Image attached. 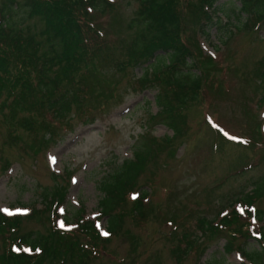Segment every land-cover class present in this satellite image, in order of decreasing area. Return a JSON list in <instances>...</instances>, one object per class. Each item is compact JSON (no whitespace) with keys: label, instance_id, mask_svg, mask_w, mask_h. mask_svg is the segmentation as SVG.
<instances>
[{"label":"rangeland","instance_id":"374dc122","mask_svg":"<svg viewBox=\"0 0 264 264\" xmlns=\"http://www.w3.org/2000/svg\"><path fill=\"white\" fill-rule=\"evenodd\" d=\"M109 1L108 10H93L90 15L110 46V60L102 65L97 62L88 75L93 91L107 96L106 106L96 108L92 122L86 123L73 110L66 119L70 129L56 128L58 136L47 147H38L36 132L12 131L3 121L9 108L2 105L10 96L0 90V213L26 216L19 234H46L54 222L59 227L63 223L60 228L65 231L78 229L75 215L83 207L85 220H94L103 236L108 218L100 213L103 196L98 179L136 152L152 149L135 187L117 209L122 215L121 230L103 245L83 237L93 255L81 264H177L174 248L185 227H194L198 217L218 219L234 213L241 217L238 223L202 238L181 264H250L238 251L223 252L231 238L235 246L264 252L254 240L264 225V220L255 217V208L264 210V195L251 207L238 201L264 180V22L257 26L242 14L247 24L239 23L231 7L240 6V1L218 0L226 32L214 25L207 39L197 34L199 20L189 16L193 11L183 4L187 0H180L188 14L183 36L197 42L193 47L200 50L198 67L207 81L201 96L181 110L182 134L174 135L158 113V83L146 88L135 85L146 67H115V58L128 61L127 49L137 34L129 23L139 1ZM188 1L199 12L195 8L199 0ZM21 20L22 15L17 17ZM21 27L40 38L42 23L37 17L24 20ZM156 61L149 63L151 74ZM66 173L69 177L65 178ZM57 185L67 186L66 203L49 213L42 194ZM145 190L149 194L140 215L135 204ZM68 217L71 220L66 221ZM240 227L242 233L237 231ZM5 238L0 234V255ZM21 248L29 249L27 245Z\"/></svg>","mask_w":264,"mask_h":264},{"label":"trees","instance_id":"16d2710c","mask_svg":"<svg viewBox=\"0 0 264 264\" xmlns=\"http://www.w3.org/2000/svg\"><path fill=\"white\" fill-rule=\"evenodd\" d=\"M138 1L139 7L129 23V28H136L137 34L127 49L128 61L125 63L114 57L115 67L117 70L127 69V64L134 68L146 67L135 80V85L146 88L158 83V113L173 129L174 135H179L182 134L184 117L181 110L201 96L205 79L207 81L198 67L197 55L200 50L196 51L199 48L194 50L193 47L197 42L194 44L183 36L184 24L187 23L188 14H191L199 20L197 34L208 39L210 27L214 25H219L226 32L218 15V0H199L195 6L199 12L187 0L183 4L192 9L193 14L186 15L180 0ZM239 1L240 6L233 4L231 7L237 22L247 24L242 22V14L248 20H254L257 26L264 22V0ZM111 5L109 0H3L0 5V90L10 96L2 106L9 108L3 121L8 122L12 131L20 128L36 132L34 140L38 147H47L59 134L56 128L70 129L66 119L73 110L88 123L94 119L97 107L106 106V94L93 91L88 75L96 68L97 62L102 65L110 60V46L90 15L91 11L97 9L104 12ZM20 15L23 20L17 21ZM34 17L42 23L40 38L21 27L24 20ZM154 59L157 63L153 64L155 70L151 74L149 69L152 66L149 63ZM98 86L101 85L98 83ZM21 113L25 116L20 117ZM151 154L152 149L144 154L136 152L135 156L126 158L98 179V189L103 196L100 213L108 218L106 237L101 235L94 220H85L83 207L75 215L78 229L65 231L54 222L51 231L46 234L40 231L19 234L26 216L0 213V234L6 236L0 264L86 262L93 255V249L83 242V237L103 245L121 230L122 215L117 209L127 193L135 187ZM64 177H69L68 173ZM147 194V190L143 191L136 200L135 209L140 215L144 214ZM263 195L264 180H261L250 192L243 193L238 201L251 207ZM66 196L67 186L57 185L46 189L42 194L44 209L49 213L52 208L58 210L66 203ZM255 217L263 221L264 210L255 208ZM239 218L237 213L218 219L198 217L197 224L185 227L178 239V245L174 248L177 264H181L186 255L198 248L202 238L216 235L222 227L230 228L239 222ZM68 220L71 218H66ZM241 228L237 230L238 233L243 232ZM229 232L232 235L236 233L232 230ZM247 232L251 235L249 229ZM254 240L264 249V225ZM13 245H18L19 249L13 248ZM23 245L29 249H22ZM224 250L223 253L238 251L250 264H264L262 250H249L243 244L235 246L232 238L228 239Z\"/></svg>","mask_w":264,"mask_h":264},{"label":"snow or ice","instance_id":"6c2138e0","mask_svg":"<svg viewBox=\"0 0 264 264\" xmlns=\"http://www.w3.org/2000/svg\"><path fill=\"white\" fill-rule=\"evenodd\" d=\"M225 135H227V133H225ZM231 138H232V139H236L235 137H231ZM52 163H56V158H55V157H53V158H52ZM135 198H136V197H135V196H133V199H135ZM5 211H7V210H5ZM9 214L11 215L12 213H9ZM60 227H61V228H63V227H64V224H63V223H61V224H60ZM103 234H104L105 236H107V235H108V233H106V232H105V233H103Z\"/></svg>","mask_w":264,"mask_h":264}]
</instances>
